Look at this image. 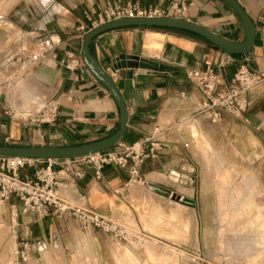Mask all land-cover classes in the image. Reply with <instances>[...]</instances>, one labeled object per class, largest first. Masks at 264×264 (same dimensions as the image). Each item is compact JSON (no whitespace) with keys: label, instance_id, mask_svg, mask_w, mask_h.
Returning a JSON list of instances; mask_svg holds the SVG:
<instances>
[{"label":"crops","instance_id":"1","mask_svg":"<svg viewBox=\"0 0 264 264\" xmlns=\"http://www.w3.org/2000/svg\"><path fill=\"white\" fill-rule=\"evenodd\" d=\"M28 2L21 10L15 5L6 14L10 16L14 10L18 14L17 20L6 16L0 21V26H14L18 31L12 36L6 34L0 40V65L14 55L35 51L43 37L57 35L60 44L54 49L55 57L48 55L41 59L28 78L21 81L19 92L0 96V143L67 145L107 136L116 128L119 117L114 100L84 65L69 69L63 63L67 60V52L80 56L82 33L77 28L88 24L86 15L94 16L107 3L136 2L143 7L168 8L172 0ZM180 2L185 6L182 18L231 41L242 40L241 23L223 1ZM238 2L257 28L259 16L264 15V0ZM90 51L111 74L125 102L128 119L120 141L125 145L141 141L158 125L164 129L160 135L162 149L155 158L147 159L139 166L135 178L126 168L115 165H105L100 178L95 177L90 167L71 165L70 172L78 168H83L84 172L82 177H74L68 172L59 175V194L71 203L83 201L90 210L132 228L130 222L139 223L138 207L141 204L146 209L152 201L166 203L181 195L194 203L176 204L194 210L197 186L206 178L204 172L231 168L228 163L234 160V154L238 155L239 162L249 167L253 163L245 155H254L258 165L262 164L264 82L247 92L248 106L244 113L235 116L221 111L219 118L211 121L202 108L204 98L201 91L186 74L190 69L202 68L205 57L212 60L225 85L242 63L253 69H264V34L258 29L253 48L246 55H228L189 31L137 26L119 27L97 34L91 40ZM25 92L38 97H53L59 102V114L53 124L33 125L4 114L5 104L17 109L20 106L32 107ZM255 155H259L258 159ZM29 175H33V169ZM152 187L159 189L153 190ZM11 199L17 202L14 205L20 219L18 231L21 234L24 228L28 229L32 255H36L39 249L63 247L61 237L69 230L63 218L22 212L20 201L15 197ZM85 231L96 251L98 264H111L113 258L109 242L112 239L95 228ZM118 243L126 249L132 246L127 242ZM35 262L38 261L35 259Z\"/></svg>","mask_w":264,"mask_h":264},{"label":"built area","instance_id":"2","mask_svg":"<svg viewBox=\"0 0 264 264\" xmlns=\"http://www.w3.org/2000/svg\"><path fill=\"white\" fill-rule=\"evenodd\" d=\"M185 6L180 0H172L168 8L155 5L143 7L136 2L107 3L95 15H86L88 24L79 25L77 30L81 36L93 27L118 18L135 17H158L171 16L181 17ZM257 29L264 34V15L258 18ZM60 44V38L56 35L43 37L35 51L26 55H14L0 65V96L6 93L15 94L21 90L20 83L25 81L41 59L54 54V49ZM67 60L63 63L69 69L83 66L81 58L77 54L66 53ZM188 79L201 91L204 101L203 110L211 121L219 118L221 111L231 115L244 113L248 106L247 92L258 84L264 82V69L250 68L245 63L240 64L229 81L225 85L221 76L215 70L210 58L203 59V67L187 71ZM29 97L32 107L20 106L19 109L5 104L3 112L10 118L27 121L33 125L53 124L59 114V102L53 97H38L34 93L25 92ZM6 101H4L5 103ZM164 129L155 126L152 133L131 145H125L121 141L112 148L80 158L72 159H36L19 156H7L0 154V202L11 197L20 201L22 212H34L40 216L55 215L65 218L67 215L74 217L83 229L95 228L110 239L117 242L132 244L137 238V233L128 229L107 217L100 215L86 207L83 201L71 203L59 194L61 172L72 173L74 177L83 176V168L70 172L71 165L90 167L94 170L96 178H100L101 170L105 165H115L126 168L131 177L138 175L139 166L147 159L155 158L162 149L160 135ZM58 166V169L54 167ZM33 169V175L21 176L23 169ZM139 180V178H137ZM154 189H159L153 187ZM171 196V193L169 194ZM185 202L183 196L177 199ZM187 203V202H185ZM18 213L13 205L11 209L12 229L14 241L12 242L9 260L3 264H28L33 253L32 244L28 241V229L24 228L20 234L15 231L19 227Z\"/></svg>","mask_w":264,"mask_h":264},{"label":"rangeland","instance_id":"3","mask_svg":"<svg viewBox=\"0 0 264 264\" xmlns=\"http://www.w3.org/2000/svg\"><path fill=\"white\" fill-rule=\"evenodd\" d=\"M28 3L0 0V21L6 16L17 20L14 10L10 16L6 14L15 5L21 10ZM17 32L14 26H0V40ZM233 156L228 163L231 168L204 172L194 210L177 205L175 197L166 203L151 199L146 209L141 204L139 223L132 221V228L127 227L136 230L137 238L130 249L111 240V264H264V155H260V166L254 155H245L253 163L250 167L239 162L237 154ZM30 169H23L20 175H29ZM10 199L0 202V264L12 257L11 209L17 202ZM62 221L69 227L61 237L63 247L34 251L37 254H31L28 264H98L85 229L72 216ZM151 252L162 254L163 259L158 261Z\"/></svg>","mask_w":264,"mask_h":264},{"label":"water","instance_id":"4","mask_svg":"<svg viewBox=\"0 0 264 264\" xmlns=\"http://www.w3.org/2000/svg\"><path fill=\"white\" fill-rule=\"evenodd\" d=\"M221 1H223L234 12L241 23L243 31V38L241 41H231L196 22L186 20L182 17L171 16L118 18L86 31L81 40L80 58L91 76L106 88L107 92L114 100L119 112L116 128L111 130L109 134L103 138L77 144L15 145L0 143V154L36 159H72L89 156L107 150L121 140L128 119L125 102L118 91L111 74L99 64L90 51L91 40L103 31L128 26L185 30L201 36L203 39L218 47L228 55H246L250 53L254 45V37L257 31L255 23L238 0ZM184 201L190 204L194 203L193 200L187 198H185Z\"/></svg>","mask_w":264,"mask_h":264},{"label":"bare ground","instance_id":"5","mask_svg":"<svg viewBox=\"0 0 264 264\" xmlns=\"http://www.w3.org/2000/svg\"><path fill=\"white\" fill-rule=\"evenodd\" d=\"M153 176V175H152ZM162 177V176H161ZM148 179V178H147ZM182 207V206H181ZM2 231L0 230V233H1ZM141 246V245H140ZM149 247V246H148ZM147 247V249L148 250H150L152 247L150 246V248H148ZM153 252H156V251H154V248H153ZM153 252H151L152 253V255H153V257L154 258H156V259H159L158 261H160V259H161V257H162V259H163V255L162 254H159V255H157L156 253H158V252H156V253H153Z\"/></svg>","mask_w":264,"mask_h":264}]
</instances>
